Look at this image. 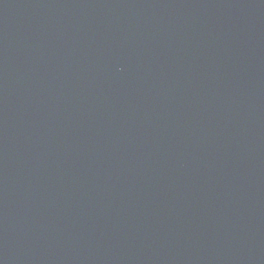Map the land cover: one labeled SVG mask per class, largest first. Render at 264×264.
Listing matches in <instances>:
<instances>
[{
  "label": "water",
  "instance_id": "water-1",
  "mask_svg": "<svg viewBox=\"0 0 264 264\" xmlns=\"http://www.w3.org/2000/svg\"><path fill=\"white\" fill-rule=\"evenodd\" d=\"M0 264H264V0H0Z\"/></svg>",
  "mask_w": 264,
  "mask_h": 264
}]
</instances>
